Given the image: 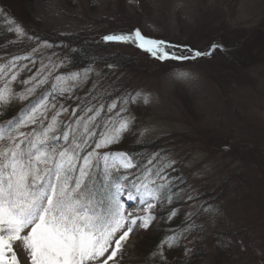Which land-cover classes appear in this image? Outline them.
Instances as JSON below:
<instances>
[{"label":"rangeland","instance_id":"obj_1","mask_svg":"<svg viewBox=\"0 0 264 264\" xmlns=\"http://www.w3.org/2000/svg\"><path fill=\"white\" fill-rule=\"evenodd\" d=\"M135 29L201 52L220 47L211 57L178 63L143 57L136 69L110 71L97 62L66 70L68 48L47 38L87 34L99 52L92 56L135 59L130 45L100 43L104 33ZM10 42L26 46L15 56L0 52V93L7 101L0 102V124L20 118L41 95L54 107L19 132H39L55 117L50 135H60L86 105L103 106L98 122L128 119L129 131L99 151L124 153L136 164L133 146L159 140L151 164L137 162L118 174L133 178L159 168L167 177L171 199L162 208L174 215L165 222L188 224L184 235L193 247L186 250L202 255L194 264H264V0H0V44ZM122 201L134 212L143 207ZM139 230L146 232L133 230L119 264L142 262L135 259Z\"/></svg>","mask_w":264,"mask_h":264},{"label":"snow or ice","instance_id":"obj_2","mask_svg":"<svg viewBox=\"0 0 264 264\" xmlns=\"http://www.w3.org/2000/svg\"><path fill=\"white\" fill-rule=\"evenodd\" d=\"M15 31L23 34L19 27ZM103 40L131 44L161 62L211 57L220 47L172 51L175 46L147 38L139 29ZM0 102H7L2 93ZM49 107L54 105L41 95L20 118L0 124V264H119L133 230L150 227L155 202L170 201L167 177L159 168L155 173L145 168L133 178L118 174L137 165L124 153L99 150L119 142L129 131V120L98 122L103 106L81 107L82 115L60 135H50L58 124L55 117L39 132H19L37 124ZM122 197L143 207L134 212ZM176 240L172 236L165 245L174 246Z\"/></svg>","mask_w":264,"mask_h":264},{"label":"trees","instance_id":"obj_3","mask_svg":"<svg viewBox=\"0 0 264 264\" xmlns=\"http://www.w3.org/2000/svg\"><path fill=\"white\" fill-rule=\"evenodd\" d=\"M130 32H125V33H130ZM108 34L111 33L110 32L104 33L102 35V38H100V43L102 44V46L130 45L135 50H137L135 59L134 58L121 59L117 57L106 56L105 54L100 57L92 56L91 54L93 52H98L97 47H94L97 45L93 44L92 42L93 39L88 38L87 34L83 35L81 33H78L77 35H68L66 37H61V35H51L47 38H49V40H51L53 44L55 45L58 44L57 46L62 47L61 49L63 50L64 48H68L67 51H65L66 53L65 58H67L66 59L67 63L65 65L66 70H80L85 67L92 66L97 62L104 64L105 70H110V71H113L114 69H125V68L136 69L144 66L139 62V59L143 57L148 60L155 61L161 64H165L167 62H173V63L180 62V61L161 62L131 44H124V43L116 44L113 42H105L103 40V37ZM62 38L65 39L63 40ZM167 44L175 46L171 49L172 51L174 50L181 51L185 48H190L188 45L184 43H178V42L174 43L172 41L171 42L168 41ZM31 45H33V43L29 41V47ZM24 46H26V44L23 45L20 44V42H15V43L10 42L7 43L6 46L0 44V52L5 54L9 53V55L15 56L16 54L18 55V53L21 50H23ZM160 147L161 146L159 145V140H154L150 142L136 144L135 146H133V149L130 152L133 151L135 152L132 154V158L135 160V162L137 161L139 163L138 164L139 166L141 165L140 167L143 168L144 166L143 162H146L149 159V157L152 156V154H154L157 150H159ZM136 154H140V159L136 158L137 157ZM143 156H145V159L143 158ZM162 203L164 202L159 201L155 207L156 210L154 215L156 216V220L154 222V225L146 229L145 233H143L144 232L143 230L139 231L141 233L140 237L142 238L138 243L137 247L139 252H138V256L135 259L138 261L139 260L142 261L139 264H194L195 259H197V261L200 263L202 261V255L195 256L192 253L187 252L190 246L193 247V245L188 243L187 241L188 238L185 237L184 235L185 230L188 227V224L186 222L179 223L177 221L167 226L165 220L167 216L170 214L169 210L173 211V208H166V209L162 208L164 206ZM178 234L179 235L183 234L181 236L182 238L177 237ZM172 236L177 237L175 245L171 247L166 246L165 241L169 240L170 237Z\"/></svg>","mask_w":264,"mask_h":264},{"label":"clouds","instance_id":"obj_4","mask_svg":"<svg viewBox=\"0 0 264 264\" xmlns=\"http://www.w3.org/2000/svg\"><path fill=\"white\" fill-rule=\"evenodd\" d=\"M187 75H192L191 73H187Z\"/></svg>","mask_w":264,"mask_h":264}]
</instances>
